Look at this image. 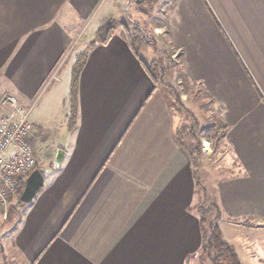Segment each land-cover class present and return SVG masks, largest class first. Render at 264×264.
<instances>
[{
  "label": "crops",
  "instance_id": "obj_1",
  "mask_svg": "<svg viewBox=\"0 0 264 264\" xmlns=\"http://www.w3.org/2000/svg\"><path fill=\"white\" fill-rule=\"evenodd\" d=\"M114 2L0 0V96L26 107L39 97L69 135L65 145H46L51 120L32 125L34 154L44 145L52 168L37 166L42 187L18 206L16 220L1 225L13 264H201L191 161L175 139L178 115L153 89L120 28L89 50L76 124L68 129L71 72L62 80L63 67L84 22L96 19L97 30L111 20ZM160 3L172 5L163 12L166 36L182 52L185 74L202 82L228 126L224 142L236 172L217 183L216 202L236 223L220 228L222 238L243 264H254L249 244L256 237L264 264V0Z\"/></svg>",
  "mask_w": 264,
  "mask_h": 264
},
{
  "label": "rangeland",
  "instance_id": "obj_2",
  "mask_svg": "<svg viewBox=\"0 0 264 264\" xmlns=\"http://www.w3.org/2000/svg\"><path fill=\"white\" fill-rule=\"evenodd\" d=\"M109 2V0H107ZM113 2V0H110ZM115 2L111 6V18L115 19L117 21H123L130 24L131 22H137L142 26H146L147 28L152 29V27H160V30H154L153 37L155 38L156 42L158 43V48L162 51L164 50L167 54L171 56L174 60L178 59L179 52L172 46L170 42V37L167 35V18L164 16L163 12L170 11V8H172V5L169 4H156L154 11L151 15H146L141 7L136 5L132 0H114ZM121 5L123 7H126L127 9L124 11L123 7L121 8ZM101 13H99L100 15ZM98 15V16H99ZM131 19V22L129 20ZM96 20V19H95ZM95 20L86 21L84 22V36H78L76 44L73 45V50L71 54V59L65 64L62 70L61 78L62 80L68 79V75L71 72L72 65L75 60V54L81 53L85 47V44L87 41H82V38L85 36H88L89 39H93L95 36V30H96V22ZM103 22L99 25H102ZM95 29V30H94ZM119 29V28H117ZM157 29V28H156ZM83 36V37H82ZM181 53V52H180ZM70 54L66 56V58ZM144 58L147 61H152L156 59L158 56L149 51L148 53L143 55ZM191 81V82H190ZM166 83L170 84L172 88L180 94L181 101L184 104L186 111H188L194 118L197 119L199 122V129L202 128L203 133L201 131L196 130L194 132V135L199 138L200 140V165L195 170L197 172L196 174L199 175V180L202 183V186H204L207 191V197H209V200H211L213 197L214 199H217V183L223 179H227L229 177H232L235 175L236 168H235V160L231 158V152L227 145H225L224 138L222 141H220L217 144V138L219 137V133L217 132V127L219 124L216 122L214 117H217L216 111L211 110V107H209L210 101L213 98L209 91L205 88V86L202 84L201 81L192 80L188 77V80H185L181 77H178V75L169 73L166 79ZM205 88L208 92L209 97H207L204 93L202 88ZM39 97L36 98V101L34 102L30 114H29V121L31 122L34 127H38L39 125H42L46 123L48 125L47 120L50 121V126L48 127L47 133H50V140L46 142V145H65L66 141L68 140V132L63 130V122L60 123L61 117L55 118L56 120H53L48 117L47 113L44 111V107L40 105ZM41 106V107H40ZM177 109V113L179 114L177 116V122L187 124L189 127L192 126V124L189 121L187 112L185 110L180 111ZM214 109V107H212ZM3 110L0 109V114ZM214 112V113H213ZM216 115V116H215ZM47 127V126H46ZM207 143V145H204ZM217 144V145H216ZM35 148L37 150L36 158V167L40 166L42 173H46L47 171L51 170L52 168V158H46L43 154V151L45 149L44 145H35ZM203 148V150H202ZM196 189V188H195ZM203 192L196 189L195 195L193 196V204L194 206L200 207L202 204V197ZM212 195V196H211ZM16 198L17 195L10 197L8 201L4 204H0V264H13L12 262L8 261V257L6 254H8V245L7 242L10 238L9 234L2 231V224L3 222L7 220L14 219L19 216L20 214V208L18 205H16ZM211 198V199H210ZM210 203V202H209ZM196 208L192 211H194L191 215L195 219V221L198 223V215L196 214ZM196 211V212H195ZM15 222V221H14ZM218 225L220 228H226L228 226V223L226 221V217L223 216L219 221ZM256 240H250L249 246L254 252V255L252 256V259L254 264H260L259 261H257L258 258H260L261 254L259 253V239L255 237ZM6 256V259L4 256ZM196 264V263H193Z\"/></svg>",
  "mask_w": 264,
  "mask_h": 264
},
{
  "label": "trees",
  "instance_id": "obj_3",
  "mask_svg": "<svg viewBox=\"0 0 264 264\" xmlns=\"http://www.w3.org/2000/svg\"><path fill=\"white\" fill-rule=\"evenodd\" d=\"M136 5L141 7L146 15H151L154 11L155 5L158 0H142L137 3V0H132ZM131 22V19L129 20ZM120 28L121 38L125 41L131 53L137 58L141 67L145 73L149 76L153 84V89H160L167 101L169 102L170 108L177 113V109L180 111L187 110L181 101L180 94H178L170 84L166 83V79L169 73L177 74L185 80H188V76L185 74L182 68V52L179 53L178 59L174 60L164 50L158 48V43L153 37V29L142 26L137 22L117 21L115 19L104 22L95 31L93 39L85 44V47L81 53L75 54V61L71 68L70 88H69V116H68V129H72L76 124L77 118V95H78V84L80 73L85 64L89 50L97 44H106L115 29ZM149 51L155 53L158 57L152 61H147L144 58V54ZM191 82V81H190ZM203 93L209 97L207 90L203 87ZM209 107L211 110L213 107V101L211 99ZM187 115L190 123L189 127L187 124L180 123L175 130V139L188 153L191 161L192 178L194 181L195 188L202 191L203 202L200 207L196 208L198 213V225L200 231V248L196 254L198 261L201 264H243L237 255L234 247L227 243L222 238L221 229L218 225V221L223 217L221 210L216 202V199L207 197V191L202 186L199 180V175L196 174L195 170L200 165V140L194 135V132L199 129V122L194 118L188 111ZM214 113V112H213ZM216 116V115H215ZM219 126L216 128L219 133L217 138V144L224 138L228 126L225 125L221 119L214 117ZM201 133L206 130L199 129ZM216 144V145H217ZM34 169H38L36 166ZM33 169V170H34ZM24 189V181L19 182V191L16 198V205H23L19 201V196ZM212 196V195H211ZM210 202V203H209ZM228 222L236 223L233 220L227 219ZM246 226H252L249 223H240Z\"/></svg>",
  "mask_w": 264,
  "mask_h": 264
},
{
  "label": "built area",
  "instance_id": "obj_4",
  "mask_svg": "<svg viewBox=\"0 0 264 264\" xmlns=\"http://www.w3.org/2000/svg\"><path fill=\"white\" fill-rule=\"evenodd\" d=\"M126 9L123 7L124 11ZM55 76L56 72L50 79H56ZM32 106L18 104L8 93L0 96V109L3 110L0 115V204L18 194L19 182L24 181L36 166L30 141Z\"/></svg>",
  "mask_w": 264,
  "mask_h": 264
},
{
  "label": "water",
  "instance_id": "obj_5",
  "mask_svg": "<svg viewBox=\"0 0 264 264\" xmlns=\"http://www.w3.org/2000/svg\"><path fill=\"white\" fill-rule=\"evenodd\" d=\"M142 0H137L140 3ZM63 152L59 150L54 158L53 166L58 167L62 160ZM43 176L38 169H34L24 180V189L19 196V201L23 204L30 203L43 185Z\"/></svg>",
  "mask_w": 264,
  "mask_h": 264
}]
</instances>
